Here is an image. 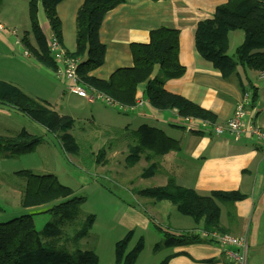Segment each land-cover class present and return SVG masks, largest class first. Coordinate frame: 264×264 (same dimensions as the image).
I'll use <instances>...</instances> for the list:
<instances>
[{
    "label": "trees",
    "instance_id": "obj_1",
    "mask_svg": "<svg viewBox=\"0 0 264 264\" xmlns=\"http://www.w3.org/2000/svg\"><path fill=\"white\" fill-rule=\"evenodd\" d=\"M61 1L29 0V30L23 32L19 39L23 49L51 71L55 69V61L48 50L38 12H42L48 31L61 44V22L56 12V6ZM123 2L124 0H83L78 7L75 14V47L67 54L78 58L77 75L82 83L106 94L125 109L135 106L136 90L141 85L144 97L151 107L161 111L175 109L181 118L194 117L213 123V114L164 89L165 81L178 78L184 72L178 61L179 32L176 29L160 26L149 31L148 42L131 43V66L115 69L106 79L96 78L91 74L104 61L105 45L98 36L101 22L108 11ZM234 29L243 31L244 40L230 56L227 54L228 32ZM29 35L35 45L31 44ZM194 46L202 58L210 61L220 71L223 78L237 74L238 67L264 71V0H227L216 6L210 18L197 23ZM155 68L160 73L152 77ZM248 89L252 91L253 98L254 86L241 85L242 93ZM0 104L13 107L62 141L69 139L67 131L73 122L71 116L59 114L49 108L45 100L30 98L20 89L0 81ZM136 133L141 152L160 158L169 152L179 151V142L168 137L159 128L142 123L137 126ZM42 142V136H35L23 128L14 134H0V158H14L33 152ZM103 155L104 150L99 149L95 162H103ZM15 174L25 181L19 203L24 208L33 209V212L0 221V264H98V257L93 251L78 247L79 241L88 234L94 222L93 214H86L84 217L80 215L79 205L84 197L75 195L54 174H38L31 170H19ZM131 194L154 202L167 200L202 230L220 233H226L227 230L220 224L218 202L242 197L233 191L200 195L192 188L176 184L171 175L164 186L134 188ZM35 214H50L55 221L47 222L37 230L32 219ZM148 219L163 233L166 246L206 240L193 230L163 229L150 216ZM129 238L130 232L115 243L116 264H133L142 250V240L139 239L124 254ZM172 255H167L158 264H167Z\"/></svg>",
    "mask_w": 264,
    "mask_h": 264
},
{
    "label": "crops",
    "instance_id": "obj_2",
    "mask_svg": "<svg viewBox=\"0 0 264 264\" xmlns=\"http://www.w3.org/2000/svg\"><path fill=\"white\" fill-rule=\"evenodd\" d=\"M82 1L62 0L56 6L57 16L61 22V46L66 52H72L75 47V14ZM226 1L124 0L123 3L108 11L101 22L98 36L100 42L105 45L104 61L91 74L96 78L106 79L115 69L131 66L129 50L131 43L148 42L149 31L154 28L160 26L173 28L179 32L178 61L183 66L184 72L178 78L165 81L164 89L210 112L215 120L213 123L222 124L232 115L234 106L242 95L241 85L247 87L251 84L254 86L255 94L252 98V91L247 90L250 105L246 108V113L264 130V84L257 86L254 81V79L262 80L259 78L261 71L238 67L237 74L223 78L220 71L210 61L202 58L194 46V31L197 23L210 18L215 7ZM40 13L41 24H39L42 30L45 29L44 31L47 32V21L41 11ZM15 39L6 31L0 32V41L10 50L21 49L23 51L22 45L18 46L17 44L20 43H16ZM243 40L242 30L229 31L227 54L232 56L235 48ZM34 61L37 65L44 67L36 60ZM48 71L51 74V70L48 69ZM159 73L158 68H155L152 77ZM63 92L65 96L75 97L79 103H96L87 102L75 94ZM139 100L142 102L141 105L136 104L131 109L122 112L127 115L125 116L127 126L123 129L124 132L120 138L116 140L111 135L106 139L105 136L106 141L100 148L104 149L106 156L103 163L95 164L98 172L100 174L109 172L110 167L115 168L114 163L120 160L126 164V167L129 163L135 164L145 160L147 167L143 165L136 171L133 165L129 168L132 174L134 172L138 175L140 182L147 179L149 183L156 179V185L150 184V187L164 185L168 176L171 175L176 184L192 188L200 195L208 196L215 191L238 192L242 195L241 198L223 203L218 202L220 224L226 228V233L246 237V264H264L263 146L256 138L248 135L242 136L239 140H233L227 133L215 135L210 131L186 127L175 109L161 111L151 107L144 97L141 85L136 90V101ZM90 116L93 117L92 114ZM133 120L134 122L148 121L151 126L161 129L168 137L179 142V151L169 152L160 158L148 153L143 154L138 147V134L133 129L131 131L134 133L128 132ZM68 134L69 139L66 143L68 142L72 148L75 139L72 133L68 132ZM93 146L98 148L99 142ZM97 151L94 153V160ZM156 160L164 163L165 166L155 170ZM115 169L118 170V168ZM144 170L147 171V175H143L146 173ZM115 176L125 178L121 170L117 171ZM139 181L137 183H140ZM128 191L131 198L123 200L127 208L123 220L129 219L127 220L129 226L137 222L144 225L147 222L150 223L149 219L145 218L146 214L143 211L140 213V209L134 207V204L138 205L135 199L140 200L141 198L131 194L130 190ZM152 204L154 205L155 202L153 201ZM172 230L187 231L192 228ZM228 248L234 249L232 246ZM170 254L173 255L168 259L167 264H223L227 259L222 246L214 240L172 246L168 255Z\"/></svg>",
    "mask_w": 264,
    "mask_h": 264
},
{
    "label": "rangeland",
    "instance_id": "obj_3",
    "mask_svg": "<svg viewBox=\"0 0 264 264\" xmlns=\"http://www.w3.org/2000/svg\"><path fill=\"white\" fill-rule=\"evenodd\" d=\"M28 1L0 0V23L5 27L16 28L17 39H20L23 32L29 30ZM38 19L40 23V11ZM29 38L31 44L35 45L31 35ZM17 45L21 46V44ZM34 60L31 55H25L21 49L10 50L0 41V81L20 89L30 98L44 99L48 102L49 108L71 116L73 122L71 130L67 132L72 133L75 141L71 148L68 142L47 133L43 127L23 113L13 107L0 104V134H14L23 128L35 136L43 137V142L33 152L14 158H0V205L2 207L0 221L33 212V209L24 208L19 203L25 181L15 172L31 170L38 174L51 173L61 184L71 188L75 195L84 197L79 205L82 217L86 214L94 215V222L88 234L79 241L78 247L93 251L98 257V264H116L115 243L122 240L128 232H130V238L125 245L124 254L128 253L139 239L142 240V250L133 264L160 263L170 253L171 246L165 245L163 233L157 226L151 221L146 225L137 222L129 226L127 222L129 219L123 220L127 212L126 203L123 200L129 199L128 190L150 188V184L156 183V179L149 183L147 179L140 182L138 175L130 171V165L135 166L133 167L135 171L143 165L147 167L146 161L129 163L126 167V164L120 160L114 163V167L118 170L110 167L111 174L109 169V172L100 174L95 165L94 153L108 139L107 136L112 135L117 140L123 134V129L127 126L125 117L127 115L122 113L125 111H119L115 107L101 105L98 102L79 103L75 97L65 96L60 82L51 76L48 69L37 65ZM254 81L257 86L264 84L262 80L254 79ZM91 114L93 117L90 116ZM142 123L150 124L148 121L134 122L133 120L128 132H132V129L136 132L137 125ZM96 142H99L98 148L93 146ZM142 153L145 154V152ZM105 156L104 152V160ZM157 160L155 170L165 166ZM119 170L125 174V178L115 176ZM144 172L146 173L143 175H147V171L144 170ZM138 181L140 183H137ZM138 198L141 197L138 196ZM135 200L139 206L134 204V207L140 209V213L143 211L146 219L150 216L163 229L192 228L193 231L202 229L190 217L180 214L167 200L155 202L154 205H151L153 201L150 199L136 198ZM32 219L37 230H40L45 223L55 221L50 214H35Z\"/></svg>",
    "mask_w": 264,
    "mask_h": 264
},
{
    "label": "built area",
    "instance_id": "obj_4",
    "mask_svg": "<svg viewBox=\"0 0 264 264\" xmlns=\"http://www.w3.org/2000/svg\"><path fill=\"white\" fill-rule=\"evenodd\" d=\"M1 31H6L9 35L16 38V43H19V39L16 37V28L5 27V25L0 23ZM45 35L48 50L55 61V69L51 71V74L54 79L60 82L63 91L75 94L87 102H100L104 105L115 107L119 111L126 110L125 107L113 101L106 94L93 89L91 86L84 85L77 75L78 58L69 56L50 31L45 32ZM23 53L29 55L25 50H23ZM259 78L264 80V71L259 73ZM136 104L141 105L142 102L139 100L136 101ZM249 105L250 96L249 92L246 91L242 93L236 102L232 115L222 124H215L194 117H184L182 118V122L186 127H192L191 129L210 131L215 135L227 133L233 140H239L242 136L248 135L256 138L258 143L264 148V130L254 122L251 116L247 115L246 108ZM194 232L199 234L200 238L214 240L222 246L227 258L223 264H246L247 242L245 236H234L217 231L207 232L202 229H197ZM228 246H232L234 249L230 250Z\"/></svg>",
    "mask_w": 264,
    "mask_h": 264
}]
</instances>
